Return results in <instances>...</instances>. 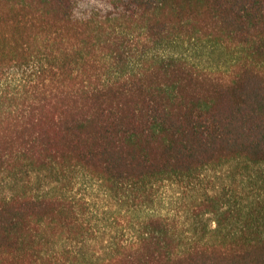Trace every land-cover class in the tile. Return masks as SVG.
<instances>
[{"label":"trees","instance_id":"1","mask_svg":"<svg viewBox=\"0 0 264 264\" xmlns=\"http://www.w3.org/2000/svg\"><path fill=\"white\" fill-rule=\"evenodd\" d=\"M193 41L226 66L169 50ZM233 164L253 191L144 215ZM0 264H264V0H0Z\"/></svg>","mask_w":264,"mask_h":264},{"label":"rangeland","instance_id":"2","mask_svg":"<svg viewBox=\"0 0 264 264\" xmlns=\"http://www.w3.org/2000/svg\"><path fill=\"white\" fill-rule=\"evenodd\" d=\"M169 50L187 57L191 61H195L204 68H224L226 61L229 60V57L227 58L219 47L207 42L193 41L180 44ZM252 168L248 174L246 172H236L237 166L234 164L226 165L206 169L197 178L186 179L182 184L173 181L165 183L156 192L155 204L144 215L162 214L175 216L180 220V223L189 227L188 225L192 223L190 209L193 206V202L201 197L221 192L236 194V191H253L252 177L256 175L255 169L257 167ZM81 191L91 202L102 206L105 205L111 209L100 207L103 213L102 217L104 216L105 219L103 221V229H106L104 238L114 235L117 229H122L121 226L118 227L119 225L116 224L117 220L113 221L112 217L116 215L115 213L112 215L116 211L115 205L107 197L99 182L91 177H84L82 178ZM121 211L125 212V210ZM121 222L123 221L121 220Z\"/></svg>","mask_w":264,"mask_h":264}]
</instances>
